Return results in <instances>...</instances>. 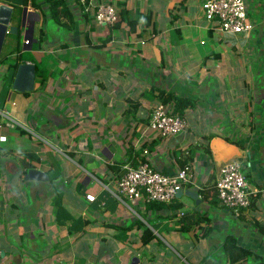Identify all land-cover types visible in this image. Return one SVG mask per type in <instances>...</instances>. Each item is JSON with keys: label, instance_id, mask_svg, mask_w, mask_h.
<instances>
[{"label": "crops", "instance_id": "0c3cea01", "mask_svg": "<svg viewBox=\"0 0 264 264\" xmlns=\"http://www.w3.org/2000/svg\"><path fill=\"white\" fill-rule=\"evenodd\" d=\"M105 1L121 3L130 18L148 16L150 22L146 25L142 20L134 31L125 20L120 26L97 25L94 19L86 23L83 7L65 0L75 17L69 30L54 21L46 0H0L14 7L13 22L19 26L17 34H7L0 55H6V63L0 65V111L34 125L41 136L20 133L0 114V135H6L0 141V264H132L134 256L135 264H232L221 252L229 234L264 255V119L259 118L258 105L248 103L260 93L259 104L264 89L249 90L247 95L255 93L253 97L242 93L248 83L253 89L264 82V0H246L251 31L224 35L211 28L202 0ZM108 34L111 38L102 47L89 44H99ZM18 46L34 58L24 61L35 64L44 59L49 69L45 84L35 78L29 94L4 86L8 57L15 54L9 52ZM153 87V95L164 89L196 102L185 110L190 130L168 139L142 136L136 124L147 123L158 102L151 98ZM134 97L141 103L136 116L125 111L128 98ZM92 100L107 127L76 126V119L93 109ZM251 111L256 115L255 130L250 128ZM67 128L75 141L88 142V154L69 151L68 158L53 148L65 146V132L60 130ZM210 134L215 135L208 142ZM127 140L137 143L132 145L138 150L148 147L155 167L170 174L179 169L178 151L208 142L209 163L199 151L195 171L190 172L192 184L182 190H196L200 201L185 193L171 202L118 199L113 178L119 164L130 160ZM27 151L38 158L31 168L44 171L48 180H24L16 156ZM232 160L249 164L246 174L253 190L252 204L240 216L216 197L219 170ZM56 174H60L56 186L63 191L64 206L84 220L82 233H71L55 222L49 179ZM203 180L208 183L203 185ZM87 194L94 200H88ZM209 226L210 233L201 235Z\"/></svg>", "mask_w": 264, "mask_h": 264}, {"label": "built area", "instance_id": "2783aa9c", "mask_svg": "<svg viewBox=\"0 0 264 264\" xmlns=\"http://www.w3.org/2000/svg\"><path fill=\"white\" fill-rule=\"evenodd\" d=\"M70 1L81 5L86 12H89L94 17L97 25H113L122 18L121 8L113 2L105 0L101 2L96 0ZM201 7L205 12L206 20L211 23V28L220 35L248 33L252 30L253 23L248 15L246 0H202ZM27 43H29V40L26 39L25 44ZM11 57H8V63L13 62V57ZM65 67L66 65L63 64L62 68ZM97 81L100 84V80ZM77 101L81 102L80 96L77 97ZM91 106L93 109L88 113L87 118L85 117L86 119H76V126L82 127L83 124L94 126V124H98L107 127L105 120L97 116L93 100ZM0 114L7 124L18 126L25 133L33 134L38 139L41 138L34 125L19 122L8 111L2 110ZM136 127H139V131L146 140L173 138L190 130L186 112L180 110L173 101L157 102L151 108L148 122H139ZM60 131L65 132V146L60 148L53 146L60 155L71 158L68 154L69 151L78 154H88L90 152L88 142L75 141L72 130L67 128ZM5 140L6 135H0V141ZM67 143L68 146L66 147ZM124 144L126 149L133 147L132 144L138 146L137 143H132L129 140ZM135 149L131 152L129 161L119 164V170L113 178L115 185L113 194L121 201L124 202L129 199L132 202L141 203L171 202L177 198L178 193L184 187L192 184L191 174L187 169L179 168L173 174L166 173L155 167L152 152L148 147ZM97 157L99 158V156ZM3 182L7 184V179L4 178ZM215 189L219 203L231 210L236 216H240L241 212L249 209L252 204L251 195L253 190L248 182L244 163L240 160L226 162L220 168L215 182ZM86 198L92 201L95 197L92 194H87ZM2 221V217H0V231Z\"/></svg>", "mask_w": 264, "mask_h": 264}, {"label": "trees", "instance_id": "16d2710c", "mask_svg": "<svg viewBox=\"0 0 264 264\" xmlns=\"http://www.w3.org/2000/svg\"><path fill=\"white\" fill-rule=\"evenodd\" d=\"M47 7L49 8V12L51 17L61 26L65 25L67 29H72L74 27V15L69 8L68 4L65 2V0H46ZM119 6L121 8V20L114 25L120 26L122 21H126L127 25H129V30L134 31L137 27V25L144 20V23L148 25L150 22V19L148 16H142L138 17L136 19L130 18L129 11L123 6V4L119 3ZM205 13V12H204ZM63 17L67 19V22L63 20ZM82 17L86 23L91 22L94 17L89 16V12H86L82 14ZM44 28L41 27V33H40V41L41 37L43 35ZM157 30H155V33ZM111 38V34H108L104 39L100 41L99 44H91L89 39V44L92 47H102L105 42H107ZM9 53H15L13 54V62L9 63L8 65V74L4 78V86L9 90L12 87V83L16 74V70L18 65L21 61L24 60H32L34 61V58L31 54H29L28 50L21 51L20 46L16 47L15 49L11 50ZM15 57V58H14ZM6 55L0 56V65L6 63ZM264 61V59H263ZM36 68H37V77L36 81L40 82V85H44L46 80L48 79V71L47 64L44 59H41L39 62H35ZM258 75V74H257ZM258 80V79H257ZM261 81V79H259ZM258 89H264V83L263 84H257L256 86ZM156 88H151L150 93L153 95ZM24 94H29V92H24ZM140 95H144V93H141ZM147 96H150L147 94ZM156 98L157 101L162 102H169L173 101L176 106L182 110L185 111L189 108H192L196 105V102L191 99L188 96H181L176 94L175 92H166L164 89L159 90V92L155 95H153L151 98ZM258 105L257 111L260 115L259 118L264 119V98L263 100L258 104L256 100H251L248 102L250 105L252 104ZM255 102V103H254ZM141 106L140 100L137 97L128 98V108L125 110L126 113L132 116H136L137 112L139 111V108ZM254 110V109H253ZM256 115H254V111L250 112V119H254ZM149 119V118H148ZM148 121V120H147ZM259 126V125H258ZM16 128H19L18 126ZM250 128L251 130H255V123L250 122ZM264 130V128H262ZM20 133H25V131L21 128H19ZM215 134H210L207 136L208 142L209 139H211ZM208 142H202V145L200 144H190L188 145L184 150L178 151L177 161L178 166L181 169H187L189 172L195 171V159L199 155V151L203 152L204 155L207 157L206 161L209 163L210 156V147ZM243 147V146H242ZM129 153L134 150V147L129 148ZM138 150V149H136ZM138 152V151H137ZM72 155H74L72 153ZM16 158H19L20 166L22 168V173L24 174L28 168L33 167V160H38L37 156L32 151L24 152L23 155L17 154ZM83 159L78 158L77 161L81 162ZM249 168L248 163H244V170ZM60 174H56L54 176H51L49 179V183L53 188V200L52 205L54 207V219L55 222L60 225L67 227L68 231L71 233H82L85 229L84 220L82 217H74L68 209L64 206L63 201V191L59 188V186H56V180L58 181ZM212 179L214 177L213 173L209 175ZM209 177V178H210ZM203 185H206L208 182L203 180ZM58 185V184H57ZM184 216V215H183ZM211 226L206 228L204 232L201 234L203 236H206L210 233ZM148 240L144 239L143 243H147ZM221 252L226 257H229V260L232 262V264H239L240 262L244 261L245 264H264V255H262L259 252H256L255 250L240 245L237 241V238L233 234H229L225 237L222 246H221Z\"/></svg>", "mask_w": 264, "mask_h": 264}, {"label": "water", "instance_id": "95a60500", "mask_svg": "<svg viewBox=\"0 0 264 264\" xmlns=\"http://www.w3.org/2000/svg\"><path fill=\"white\" fill-rule=\"evenodd\" d=\"M14 7L8 4H0V55L5 42L7 34H17L19 26L14 21ZM20 26H24L26 23V15L22 13L19 18ZM36 65L31 62H21L16 70V74L12 83V91L14 92H29L35 87L36 78ZM12 93V92H11ZM49 176L44 172L36 168H29L24 173V180L26 181H46ZM185 193L196 200L200 201L198 192L194 189H186L180 191L178 196ZM138 260L137 257L132 258V264Z\"/></svg>", "mask_w": 264, "mask_h": 264}, {"label": "rangeland", "instance_id": "374dc122", "mask_svg": "<svg viewBox=\"0 0 264 264\" xmlns=\"http://www.w3.org/2000/svg\"><path fill=\"white\" fill-rule=\"evenodd\" d=\"M161 22H162V21L159 19V20L157 21V24L160 25ZM20 41H21V38L19 37V42H18V43H20ZM19 45H20V44H19ZM206 47L208 48L209 46H206ZM261 78L264 79V77H261ZM263 81H264V80H263ZM226 83H227L228 85L230 84V82H229L228 79L226 80ZM263 83H264V82H261L260 84H263ZM248 84H249V85H248ZM248 84H247V86L245 87V88H246L245 91H242L243 95H245V94L247 95V93H251V92H250L251 90H252L253 92L258 90V89L256 88L255 85H254V88L252 89V86L250 85V83H248ZM220 85H222V83H220ZM231 85H233V82L231 83ZM249 90H250V91H249ZM247 91H249V92H247ZM259 94H260V93H258V96H257L258 98H259ZM254 95H255V93L250 94V95H247L246 97H248V96L253 97ZM257 97H255L254 100L257 101V99H258ZM244 100H246V99H243L242 102H245ZM258 100H259V99H258ZM254 103H255V102H254ZM251 106H253V102H252ZM253 107H254V106H253ZM260 120H263V119L260 118ZM250 122H253V123H254L255 120H254V119H253V120L250 119ZM23 153H24V152H18V154H20V155H23ZM76 157H77V156H76ZM202 160H203V159H202ZM199 161H200V160H199ZM200 163H201V162H200ZM197 167H198V172H199V170H200V166H199V164H198ZM246 170H247V169H246ZM196 172H197V171H196ZM246 172H247V171H246ZM199 174H200V172H199ZM191 176L193 177V175H191ZM198 178H199L200 180H202V178H203V174H200V176H199Z\"/></svg>", "mask_w": 264, "mask_h": 264}, {"label": "clouds", "instance_id": "9594fccd", "mask_svg": "<svg viewBox=\"0 0 264 264\" xmlns=\"http://www.w3.org/2000/svg\"><path fill=\"white\" fill-rule=\"evenodd\" d=\"M25 62V61H24ZM21 63V62H20Z\"/></svg>", "mask_w": 264, "mask_h": 264}]
</instances>
